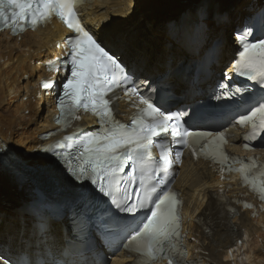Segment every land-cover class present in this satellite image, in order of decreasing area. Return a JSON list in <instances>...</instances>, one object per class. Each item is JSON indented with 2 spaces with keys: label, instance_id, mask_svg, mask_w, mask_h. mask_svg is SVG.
Wrapping results in <instances>:
<instances>
[{
  "label": "bare ground",
  "instance_id": "6f19581e",
  "mask_svg": "<svg viewBox=\"0 0 264 264\" xmlns=\"http://www.w3.org/2000/svg\"><path fill=\"white\" fill-rule=\"evenodd\" d=\"M218 1L90 0L82 11L86 26L106 46L118 49L134 75L145 79L159 73L164 77L161 82L170 84L174 94L184 102H192L202 98L212 87L218 71L232 56L234 37L228 35L227 38L226 29L230 24L239 27L244 18L262 7L259 0H245L222 24L212 27L207 23L210 31L206 36L201 35L198 40L191 38L193 29H189L188 24L202 22L205 12L216 14ZM147 3L157 15L164 16L160 24L148 18L140 24L144 12L142 4ZM66 33L57 21L17 37L0 33V143L13 150L23 162H45L37 152L50 140L42 141L39 134L53 127L52 117L56 113L50 96L40 89V83L53 77L48 62L51 56L65 53L62 37ZM119 109H123V104H119ZM123 112L126 121L133 114L129 107ZM114 116L120 119L116 108ZM83 117L88 119L89 116ZM8 177L10 174L0 168V257L11 258L18 254L17 259L22 264H122L124 260L118 258L119 254H112L111 262L107 261L111 251L101 246L99 232L94 230L92 237L97 249L72 255L69 248L75 237H70V233L74 227L76 234L78 228L68 223L69 211L51 215L44 208L20 212L11 209L18 204L21 194L16 193L17 188L10 184L13 179ZM219 178L220 175L214 174V167L202 160L185 164L178 186L187 199L186 213L196 219L189 221L195 232H189L187 237L199 240L189 243V251L212 256L221 264H264V204L255 202V196H248L241 188L233 194L236 187H229L218 181ZM219 184L225 187L228 196L233 194L232 204L239 215L229 217L216 203L214 186ZM205 197L209 202L202 208ZM243 201L251 207H245ZM205 225L208 231L204 230ZM237 240L240 246L234 248L237 255L231 261L227 248Z\"/></svg>",
  "mask_w": 264,
  "mask_h": 264
},
{
  "label": "snow or ice",
  "instance_id": "6c2138e0",
  "mask_svg": "<svg viewBox=\"0 0 264 264\" xmlns=\"http://www.w3.org/2000/svg\"><path fill=\"white\" fill-rule=\"evenodd\" d=\"M79 3L80 0H0V26L10 27L15 35L26 27L35 29L55 16L68 27L73 35L64 41L69 57L64 65H70L71 75L62 86L64 91L59 99L60 115L56 122L68 126L69 119H79L77 113L83 110L98 118L100 130L81 135L78 142L57 143L54 147L62 150L53 154L58 163L63 159L76 181L91 182V187L81 184L87 196L102 203L107 202L104 198L110 199L115 207L113 215L124 213L134 221L139 215V221L126 237L128 243L123 245L129 253H135L134 264H157L160 260H167V264H183L180 200L168 187L174 178L169 173L173 164L180 162L182 153L169 151V141L164 134L171 135L175 143L190 148L194 157L196 145L200 144V154L220 163L221 173L230 160L238 163L239 168L233 169L228 164L227 170L238 171L243 182L256 191L261 200H264V170L258 169L255 157H250L248 163L229 157L223 151L226 142L223 133L195 132L183 127L189 113L166 111L167 101L147 78L140 83L132 79L118 49L106 46L100 37L82 25L77 12ZM201 23L202 35L206 36L210 31L206 12ZM238 42L243 50L231 71L264 86V38H257L252 31L246 30L240 33ZM48 63L51 66L59 62ZM224 76L216 99L242 98L246 90L229 86L230 73ZM121 86L126 95L138 97L139 104L143 105L138 107L130 124L115 119L108 96L109 92L114 95V90ZM43 87L53 85L45 82ZM257 113H264V102L254 107L248 116H241L240 123L249 122L252 128L251 135L244 137L246 140H255L258 134L264 133V119L259 124L254 119ZM208 137L213 139L207 140ZM64 140L72 142L73 137L65 136ZM65 148L68 151H64ZM153 148L159 150L158 158ZM69 152H73L71 157ZM122 175L127 179H122ZM0 262L11 264L6 257H0Z\"/></svg>",
  "mask_w": 264,
  "mask_h": 264
},
{
  "label": "water",
  "instance_id": "95a60500",
  "mask_svg": "<svg viewBox=\"0 0 264 264\" xmlns=\"http://www.w3.org/2000/svg\"><path fill=\"white\" fill-rule=\"evenodd\" d=\"M4 170L12 177L13 181L10 184L17 188L16 193L21 194L18 204L11 206V209L16 211L33 207L42 194L53 195L55 202L60 204L68 197L72 190L70 183L63 181V179L55 175L37 174L34 171H29L20 179H17L18 173L16 171H12L11 169Z\"/></svg>",
  "mask_w": 264,
  "mask_h": 264
},
{
  "label": "rangeland",
  "instance_id": "374dc122",
  "mask_svg": "<svg viewBox=\"0 0 264 264\" xmlns=\"http://www.w3.org/2000/svg\"><path fill=\"white\" fill-rule=\"evenodd\" d=\"M239 1L240 0H219L218 3L216 2V8H217L216 14L209 12L207 14V23H209L210 26L213 25L212 27H215L217 25L222 24L224 22V20L227 18V16L231 12H233L237 7L241 6L245 2V0H241L240 2ZM259 1L260 2H264V0H259ZM148 4L149 3H147L146 5H143L142 4V8L144 7V12L142 13L143 17H140V21L139 22L143 21L144 18H148V19L153 20V21L155 20L154 23L156 25L160 24V21L161 20H164V16L163 17H160L159 15H157L158 12L157 11H153L150 8H148ZM260 5L263 6V3H261ZM151 12L153 13L152 15H150ZM204 20H205V18H204ZM140 24H142V22ZM232 28L234 30L235 29V26H233V24H230V26L228 27V29H226V31H225L227 38H228V35H230L232 37V32H231V29ZM229 39H230V37H229ZM154 74L155 73H152V75H154ZM15 156L18 157L17 154H15ZM31 159H32V157H30V160ZM110 256L111 255H109V257H107L108 262H111V260L113 259V257H110Z\"/></svg>",
  "mask_w": 264,
  "mask_h": 264
}]
</instances>
